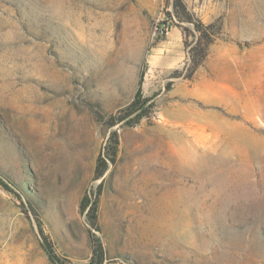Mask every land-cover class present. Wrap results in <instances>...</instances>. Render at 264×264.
Instances as JSON below:
<instances>
[{"label": "rangeland", "instance_id": "obj_1", "mask_svg": "<svg viewBox=\"0 0 264 264\" xmlns=\"http://www.w3.org/2000/svg\"><path fill=\"white\" fill-rule=\"evenodd\" d=\"M183 1L220 27L191 79L173 0H0V264H51L37 219L88 264L98 185L104 264H264V0Z\"/></svg>", "mask_w": 264, "mask_h": 264}, {"label": "trees", "instance_id": "obj_2", "mask_svg": "<svg viewBox=\"0 0 264 264\" xmlns=\"http://www.w3.org/2000/svg\"><path fill=\"white\" fill-rule=\"evenodd\" d=\"M174 14L178 19L190 24L192 26V34L194 44L191 46L188 57L189 64L187 68V74L184 76L186 79H191L197 68L205 60L208 48L213 44L215 37L220 33V27L211 23L208 25L203 24L201 21L195 18L194 14L187 9L186 4L183 0H173L172 3ZM157 37L162 38L166 34V26L158 28ZM141 81L139 82V88L135 94L133 101L128 105L125 111L124 118L132 114H136L133 119V123H137L142 118L147 117L151 112L154 104L150 98H144L140 92ZM118 148V137L114 132L109 137V140L104 147V152L99 155L94 170V180H98L103 177L108 164L115 162L116 153ZM0 185L7 191L15 196L16 193L12 191L6 184L0 180ZM100 196V185L97 189L91 191L81 199L80 213L86 216L88 228H89V241L91 243V257L88 264H104L107 260L106 250L102 240L98 237L99 232L97 226V206ZM34 216H36L34 214ZM37 241L38 245L46 255L47 259L51 264H65L64 260L59 258L54 251L53 245L50 239L44 234L42 227L37 219Z\"/></svg>", "mask_w": 264, "mask_h": 264}, {"label": "built area", "instance_id": "obj_3", "mask_svg": "<svg viewBox=\"0 0 264 264\" xmlns=\"http://www.w3.org/2000/svg\"><path fill=\"white\" fill-rule=\"evenodd\" d=\"M154 33L157 34V31H155Z\"/></svg>", "mask_w": 264, "mask_h": 264}, {"label": "crops", "instance_id": "obj_4", "mask_svg": "<svg viewBox=\"0 0 264 264\" xmlns=\"http://www.w3.org/2000/svg\"><path fill=\"white\" fill-rule=\"evenodd\" d=\"M210 24V23H209ZM197 93V92H196Z\"/></svg>", "mask_w": 264, "mask_h": 264}]
</instances>
